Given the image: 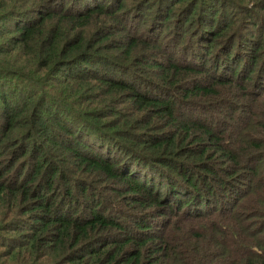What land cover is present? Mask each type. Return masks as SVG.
<instances>
[{"label": "trees", "instance_id": "trees-1", "mask_svg": "<svg viewBox=\"0 0 264 264\" xmlns=\"http://www.w3.org/2000/svg\"><path fill=\"white\" fill-rule=\"evenodd\" d=\"M0 264H264V0H0Z\"/></svg>", "mask_w": 264, "mask_h": 264}]
</instances>
